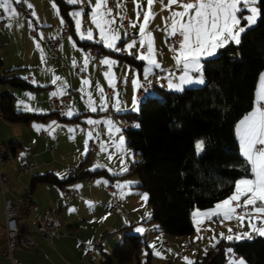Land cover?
<instances>
[{
  "label": "crops",
  "instance_id": "1",
  "mask_svg": "<svg viewBox=\"0 0 264 264\" xmlns=\"http://www.w3.org/2000/svg\"><path fill=\"white\" fill-rule=\"evenodd\" d=\"M63 1L65 2V0ZM84 2L85 8L82 9L85 14L81 17V21L82 25L86 26V29L91 28L93 30V40L91 41L80 38V34L75 29L73 18L69 16L70 11L81 9L79 4L69 5L65 2L68 5L66 16L60 10L55 0H28V3L33 5L31 10L35 12V16L32 19L26 18V21L19 18L22 16L20 9L17 5H14L19 13L18 17L12 20L6 18L4 24L0 26V35H2L0 36V105L2 96L10 94L12 96L14 111L36 115L27 122L22 120L9 121L5 117L0 119V142L4 143L7 148L2 171L6 172L12 179L9 192L3 194L0 186V264H10V259L2 255V252L6 249L4 199L11 198L15 200L21 197L26 187L30 188L31 196L29 206L26 212L21 214L19 223L21 229L35 240V245L30 250L20 248L13 250V255L19 258L22 264H102V260L106 254H110L112 249L121 242L123 235L126 234L125 232L116 233L123 226H128L132 230L129 233L139 235L140 239L143 232H136L135 229L137 227L144 229V237L141 240L146 241V245L139 249H148L147 260L151 256L150 243L159 242L161 244L162 240H168L162 233L170 236L173 240V242L171 241L172 243H185L188 241H196L197 243V240L200 239L202 241L204 238L206 240L202 244L208 247V245L211 246L212 243L220 240V234H226L229 229H237L236 231L239 233L249 232L250 228L247 219L241 225L236 219V222H234V218L224 220L222 217L217 216L212 217L216 222L213 225L214 222L212 220L204 217L202 224L205 228H200L202 225L197 226L194 224L195 231L189 236L167 234L162 231L157 222H155V225V223H152L154 221H149L150 209L146 207L145 201L142 199V194H145V191L138 186V176L135 175V177L126 179V172L123 175L119 174L122 160L124 161V165L129 169L133 163L131 161H134L136 158H134V155L128 154L130 147L127 145V142L124 144V151L122 152L115 146L113 141L118 142L119 136L123 135L122 129L124 131L127 126L135 124L130 122L127 116L121 114L131 111L132 99L135 92V85L132 83L133 79L139 78L140 83H149L152 75L158 73L156 85L151 91L157 92L155 95H158L160 88L170 90L167 87L169 78L174 83L179 82L178 77L181 75V71L177 68L173 59L174 52L165 43L168 37L165 31V18L170 14L169 10L165 7L168 0L159 8L154 7L155 10H152L155 13L154 18L148 25V31L154 37L155 58L160 67L153 68L147 80L144 79V70L147 66L146 61L136 59L133 55L142 51L139 43L136 44L133 51L130 50L133 54H129V50L116 52L103 47L101 43L97 42L99 40V31L95 29L90 20V7L95 3V0H84ZM53 3L59 8V15H57L56 9L53 8ZM144 3L145 6L143 8L147 10L146 0H144ZM133 5L136 8L135 0H123L121 8L124 11L127 9L131 10ZM120 10L114 8L113 13L115 14ZM125 13L128 15L130 26L131 16L128 12ZM162 14H164V18ZM61 19L69 23L71 34L62 37L60 43L51 48L40 38V34L43 35V38L45 36H61ZM21 20L24 37L22 43L27 50L19 47L9 52L8 43L11 44L13 39L11 36L12 29L15 26H19L18 21ZM142 21L143 16L140 17V22ZM29 22H31L32 26H29ZM8 23L12 24L11 28L6 27ZM245 23L246 21L242 22L241 26H244ZM117 27L122 37L124 29L119 20H117ZM156 27L164 29L161 38H159V35H154L155 31L150 30L156 29ZM32 29L37 30L36 36L31 35ZM137 33L138 27H130V35L123 36L121 41L117 42V46L123 48L129 42L127 39L133 35L136 36L135 39L138 41L140 37ZM156 34H159V30ZM160 41H162L163 47H165L163 53H161ZM37 42L40 44V49H37L35 46ZM145 43H147V40ZM41 56L45 58V62L43 63L41 62ZM85 56H90V60L86 70L82 71L83 75H81L76 71V66L80 67V69L83 67V58ZM105 57L116 61L111 68L113 85L117 83L120 76L123 78L112 94L106 92V86L109 85V79L104 75L108 71L107 66L104 65L105 68L103 70H100L98 67L99 61ZM129 57L131 59H128ZM74 60L76 61V65H73ZM170 73L173 74L171 77H169ZM53 74L61 77V81H58L57 85L51 84ZM191 75L195 77L199 74L192 73ZM12 77L20 78L29 85H14L7 80ZM25 77L28 79H25ZM85 78L90 81V84L83 87L85 92L92 94V100L97 107L96 112L91 111L86 95L83 99L81 98L82 93L79 89L82 87V79ZM33 80L37 83L34 84ZM62 82L67 85L66 92L69 89L72 90V97L67 101L66 110L60 112L54 107L52 102L53 96L50 94L57 91ZM193 84L185 85L184 88ZM99 88H103V94L98 90ZM28 93H31L32 98L26 95ZM18 101H24L28 106L41 111L27 112L23 111L22 108L18 109ZM117 102L118 107L121 109L120 111L116 110ZM102 103L107 104V110H110L111 113L107 112V110L100 111ZM70 109L75 113L73 116L69 117L63 114ZM88 118L98 121L110 119L116 127L121 129V132H114L109 135L105 124L88 125L86 123ZM52 121H56V125L52 126L54 131L49 134L51 129H48V126L51 125ZM127 122L128 124H126ZM33 124L45 127L37 131L33 128ZM70 128L75 129V131L69 132ZM88 131L93 132L92 139H100V143L101 141L107 142L105 145L107 152H101L99 148L98 152H91L89 150L87 156L82 155L85 151V141L87 140L88 143L91 140L86 135ZM76 137L77 141H75ZM12 147L15 149L14 152L11 150ZM21 153L24 155L21 156ZM90 154L92 155L89 157ZM109 154H111L112 159L108 158ZM125 154L126 160H124ZM87 159L88 161H86ZM24 162L36 166L29 168L24 173H19L18 168ZM76 165V169L72 168ZM96 165H102V167H96L95 171H90ZM72 170L75 171L76 178L70 177V171ZM97 170L100 172H96ZM47 172L55 174L59 179H67V181L62 184L35 182L31 185L34 176ZM113 173L117 174L114 175ZM96 181H101V183L97 184ZM104 181H107V183H104ZM125 181L134 183L130 189H124L125 194L123 197H121L120 189L117 188L118 192L114 195L105 188L107 184L116 186L117 182L123 183ZM76 185H80L81 187L76 188ZM66 186H74L78 194L71 198H65L62 188ZM115 201L120 205V210L112 211L110 210V206ZM88 202L91 203V206ZM146 202L148 203V201ZM53 206L59 207L62 225L58 233L49 239L37 231L35 217L37 214ZM69 209H75V211L70 212ZM253 222L258 224V226L264 227V224H260L258 220H254ZM134 223L142 225L137 226ZM151 225L154 228L151 229ZM198 227L200 229L199 234L197 233ZM208 233L211 236L209 240L207 239ZM98 239L102 240L101 248L93 257H85L83 249L79 247V242L88 243V241L92 242ZM195 251L197 252L195 258L192 253L188 255L190 252L184 254V258L181 257L185 261L183 264H187L188 260L194 262L202 255V252L199 254L200 248ZM131 261L128 264H131ZM227 263L229 264V261ZM118 264L120 263L118 262Z\"/></svg>",
  "mask_w": 264,
  "mask_h": 264
},
{
  "label": "trees",
  "instance_id": "2",
  "mask_svg": "<svg viewBox=\"0 0 264 264\" xmlns=\"http://www.w3.org/2000/svg\"><path fill=\"white\" fill-rule=\"evenodd\" d=\"M55 2L67 16L68 5L63 0ZM259 6L261 18L242 34L239 45L229 43L216 57L202 61L203 86L181 92L160 88L139 112L121 113L135 123L124 133L127 145L139 156L126 173L138 176V186L148 195L149 221L157 222L167 234L192 235L195 208L213 206L232 193L235 180L251 178L239 151L235 126L252 109L258 75L264 69V0ZM7 80L17 86L29 85L16 77ZM0 109L9 121L27 122L36 116L14 111L10 94L2 96ZM199 139L206 141V149L198 157L194 142ZM66 181L47 172L34 176L31 185ZM218 241L194 264H225L229 247L246 264H264V237ZM140 242L139 235L124 234L102 264L114 260L128 264L140 251Z\"/></svg>",
  "mask_w": 264,
  "mask_h": 264
},
{
  "label": "snow or ice",
  "instance_id": "3",
  "mask_svg": "<svg viewBox=\"0 0 264 264\" xmlns=\"http://www.w3.org/2000/svg\"><path fill=\"white\" fill-rule=\"evenodd\" d=\"M69 5H78L84 3V0H65ZM117 11L113 13V9L108 7L109 0H95V3L90 7V20L95 26V29L99 31L98 43H101L103 47L116 52L133 49L137 43H139L140 51L138 54H133L136 59L146 61V67L144 70V79L147 80L148 75L151 74L153 68H159L160 65L157 62L156 50L154 48V37L150 31H148L149 22L154 18L155 13L152 11V6L155 0H146L147 10H145L139 0H135L136 3V20L130 23V27L137 28V35L140 39L137 41L134 37L130 42L126 43L123 48L117 46V42L121 41L122 37L117 27V20L123 24V21L127 19L121 8L123 0H114ZM26 4L27 8L31 9L33 5L28 3V0H0V20L7 18L12 20L18 17L14 5ZM176 6L178 10H174L172 6ZM260 0H168L165 7L169 10V16L165 18V31L170 38V50L174 52L173 59L178 69L181 71L179 75L178 83H174L170 78L168 80L167 87L170 90L181 92L184 90V86L188 84H201L205 83L203 78V64L202 61L209 58L216 57L219 50L225 48L229 43L239 45L241 43V36L248 29L257 23L261 18L262 11ZM53 8L56 9L57 15L60 10L53 3ZM84 10H74L69 12L75 23V29L80 34L81 39L93 40V30L91 28L83 30L81 17L84 15ZM35 16V12L31 13ZM143 16V21L140 22V17ZM247 23L241 26L242 22ZM60 23L63 25L64 20L61 19ZM29 26L31 22H29ZM6 27L11 28L12 24H6ZM130 34L125 29L124 36ZM40 38L43 39V35L40 34ZM172 38H175L174 43ZM71 39V37H69ZM147 40V43L145 41ZM36 48L40 49V44L36 43ZM90 60V56L83 58V67L81 71H85ZM41 62H45V58L41 56ZM100 63L107 66L108 71L104 73L105 77L109 79V86L113 87V74L111 72L112 66L116 61L110 58H103ZM73 65H76V61H73ZM197 73L199 75L193 77L191 74ZM173 74H169L171 77ZM25 79H28L25 77ZM61 81V77L53 74L51 78V84L57 85V82ZM37 83L35 80L32 81ZM132 83L135 85V92H141V95L137 96L134 92L131 111L139 112L143 103L151 102L152 94L149 88L142 85L139 78L133 79ZM90 81L88 79H82V87L79 89L82 93V99L86 95L88 97V105L92 112L97 111L92 100V94L85 92L83 86H88ZM151 84V81H149ZM67 85L61 83L57 91L52 92L50 95L53 97L66 95ZM103 94V88L98 89ZM29 98H32L31 93L26 94ZM18 109L22 108L23 111H41L34 109L24 101H18ZM107 104L102 103L100 105V111H106ZM116 110L120 111L118 102ZM69 117L75 113L70 109L66 113H63ZM88 125L105 124L109 135L116 132H121L119 127H116L112 120L98 121L92 118L86 120ZM53 125H56V121H52L48 129H51L49 134L54 131ZM139 127V124L135 125ZM45 126L33 124V128L40 131ZM46 129V130H48ZM75 129H69V132H74ZM236 136L239 140L241 152L245 158L247 170L251 173V178L242 177L233 182L234 188L232 193L223 200L218 201L212 208L201 210L199 208L192 211L191 216L194 224H199L201 221L198 217H205L211 219L212 217H222L224 220H230L235 218L241 225L245 219L249 222V232L232 234V229H229V235L225 236L224 233L220 234L221 239L227 241H240L242 239H252V233H256L259 236L264 237V227L258 226L254 223V220H258L260 224H264V73H261L258 80V87L255 92L254 106L236 125ZM88 139H92L93 132L88 131L86 133ZM106 141H101L100 151L107 152ZM115 146L124 151L125 139L123 135L119 136L118 142L113 141ZM206 149V141L199 139L194 142V153L196 156H200ZM89 152L87 140L85 141V151L82 155L87 156ZM131 155V153H128ZM24 154L21 153V156ZM112 159L111 154L108 156ZM96 167H102V165H96L90 171H95ZM109 171H111L109 169ZM128 171V168L124 165V161H121L120 175H123ZM114 175L117 173H113ZM97 184L101 181H96ZM107 183V181H104ZM134 182L125 181L123 183L117 182L116 187L121 190V197H123L124 189H130ZM76 188L81 187L76 185ZM142 199L146 202L148 195L142 194ZM91 206V203L88 202ZM251 206V207H249ZM239 209V211H238ZM69 211H75V209H69ZM136 232H143L142 227H137ZM197 231H200L198 228ZM215 239V237H213ZM219 241H217L218 243ZM91 244V241H88ZM215 247V244L212 245ZM227 253L232 254L233 249L229 247ZM159 255V253H156ZM207 254V249H205ZM187 260V258H185ZM187 264H194L193 261L188 260ZM229 264H246L243 257H236L235 255L229 260Z\"/></svg>",
  "mask_w": 264,
  "mask_h": 264
},
{
  "label": "built area",
  "instance_id": "4",
  "mask_svg": "<svg viewBox=\"0 0 264 264\" xmlns=\"http://www.w3.org/2000/svg\"><path fill=\"white\" fill-rule=\"evenodd\" d=\"M21 11V14L25 18L32 19L33 16L31 15L32 10L27 8L25 4H20L17 5ZM81 8H85V2L82 4H79ZM108 7L114 9L116 8L114 0H109ZM127 19L123 21V29L128 31L130 34V26H129V18L127 13L123 12ZM0 15H3L2 12H0ZM6 21V18L3 20H0V26L4 24ZM121 23V22H120ZM83 29L86 30V26L83 25ZM31 35L36 36L37 35V30L32 29L31 30ZM71 34L70 30V25L66 21L61 27V36H45L43 38L44 43L47 44L49 47L54 48L57 46L62 37L69 36ZM170 38L169 36L167 37L165 43L166 46L170 48ZM175 38H172V42L174 43ZM98 67L100 70H103L105 67L103 64L100 63L98 64ZM76 71L83 75V72L80 70V67L76 66ZM157 75L158 73H154L151 77V84L149 83H141L145 87L149 88L150 92L152 91L153 87L156 85V80H157ZM123 80L122 76L119 77L117 83L113 86L110 87L109 85L106 86V92L108 94L114 93L116 86L121 83ZM143 90L141 89V92ZM141 92H136V95L139 96L141 95ZM66 95L59 96V97H53L52 102L54 107L56 108L57 111L63 112L67 108V101H69L72 97V90L69 89ZM107 112H110V110H107ZM3 118V112L0 110V119ZM88 148L91 152H98L100 148V139H91L88 141ZM7 153V148L6 145L2 142H0V186H1V192L3 194L7 193L10 191V187L12 185V179L11 177L4 171H2V166L5 161ZM36 165H32L28 162L22 163L18 170L19 173H24L27 171L29 168H33ZM75 171H70V176L74 175ZM106 190L109 192L113 193L114 195L117 194L118 189L115 185L113 184H107L105 186ZM63 196L65 198H71L74 197L78 194L77 189L74 186L70 187H63L62 188ZM31 196L30 188L26 187L24 189V194L17 198V199H11V198H5L4 199V210H5V226H4V231H5V237H6V249L2 252V255L6 258L10 259V264H22L20 259L15 257L13 255V250L15 248H20L23 250H30L34 245H35V240L27 233L24 232L19 223V219L21 214L25 213L28 206H29V199ZM251 207V206H249ZM110 210L116 211L120 210V205L115 201L111 204ZM239 211V209H238ZM36 219V229L39 231L45 238H52L55 234L58 233V231L61 229V220H60V210L58 206H53L49 208L48 210L39 213L35 217ZM237 232H232V234H235ZM229 232H226L225 236L229 235ZM253 237H256V233H252ZM244 240V239H242ZM236 241V240H233ZM162 246L164 248H170L172 246L177 247L178 249H188V250H197L200 247L197 245V243L188 241L185 243H172L168 240H162ZM102 245V240L98 239L95 241H92L91 244H88L86 242L80 241L79 242V247L83 249V255L85 257H93L96 252L101 248ZM146 245V241H141L139 243V248H143ZM211 246L206 247L205 249L210 248ZM236 255L234 252L232 254H229L226 252V260L225 264L232 258V256Z\"/></svg>",
  "mask_w": 264,
  "mask_h": 264
},
{
  "label": "rangeland",
  "instance_id": "5",
  "mask_svg": "<svg viewBox=\"0 0 264 264\" xmlns=\"http://www.w3.org/2000/svg\"><path fill=\"white\" fill-rule=\"evenodd\" d=\"M134 1V0H133ZM164 2H166V0H155V3L153 4V6H152V10L154 11L155 10V6H156V8H159ZM139 3L141 4V6L142 7H144L145 6V3H144V0H139ZM157 3H158V5H157ZM154 8V9H153ZM127 9V8H126ZM173 9L174 10H178L177 8H176V6H174L173 7ZM136 11H137V9L135 8V5H133V8L131 9V10H126V11H124L123 10V12H128L129 14H130V16H131V21H130V23L131 22H133V21H135L136 20ZM21 12V11H20ZM163 13H168V12H163ZM22 15V14H21ZM162 17L164 18L165 16H164V14H162ZM19 18H22L23 20H25L26 18H24L23 16H20ZM26 21V20H25ZM247 23V22H246ZM245 23V24H246ZM18 24H19V26H15L12 30V32H11V36H12V43L11 44H9L8 43V51L10 52V50L11 51H13V49L14 48H19V47H22V49L23 50H27L26 49V47L24 46V44L22 43V41L24 40V37H23V29L21 28V27H23L22 26V20L21 21H18ZM254 26V25H253ZM1 28V27H0ZM151 31H155V34L154 35H159V38H161L162 36H163V30L164 29H161V27H156V29L155 28H153V29H150ZM159 30V34H156V32ZM0 36H2V35H0ZM123 36H124V31H123ZM122 36V37H123ZM124 37H126V36H124ZM136 38V36H132L131 38ZM131 38H129V39H127L129 42H130V40H131ZM127 41V42H128ZM14 42H15V44H14ZM159 45H160V48H161V53H163L164 52V50H165V47H163V43H162V41H160L159 42ZM132 51L134 50V48L133 49H131ZM168 52H170V51H168ZM171 53V52H170ZM261 73H264V69L259 73V75H258V79H257V84H256V89H257V87H258V80H259V76H260V74ZM204 78V77H203ZM200 86H203V85H201V84H193V85H189V86H187V87H185V88H189V87H200ZM256 89H255V92H256ZM157 92H151V94H152V96H154L155 94H156ZM254 100H255V94H254ZM253 106H254V104H253ZM241 120V119H240ZM239 120V121H240ZM238 121V122H239ZM126 124H128V122L126 123ZM236 124H238V123H236ZM126 127V126H125ZM235 129H236V126H235ZM122 133H123V137H124V139H125V143H126V136H125V133H124V131H123V129H122ZM235 135H236V131H235ZM236 139H237V141H238V144H239V140H238V138H237V136H236ZM75 141H77V137L75 138ZM239 151H240V154H241V156L243 157V155H242V152H241V147H240V144H239ZM129 152L131 153V155H134V158H136V159H138L139 160V156H137L134 152H133V150H131L130 148H129ZM92 154H90L89 155V157L91 156ZM244 158V157H243ZM135 159V160H136ZM245 159V158H244ZM124 160H126V154H125V156H124ZM134 160V161H135ZM71 162H72V160H70ZM86 161H88V159L86 160ZM133 160L131 161V162H134ZM76 167H77V165L75 166V167H72V168H74V169H76ZM130 168V167H129ZM129 170V169H128ZM125 175H127L126 176V179H128V178H131V177H135V175L136 174H127V173H125ZM145 191V190H144ZM144 193H146V191L144 192ZM140 200H141V198H140ZM145 205H146V207L148 208L149 207V209H150V211H149V214H151V208H150V206L148 205V203L147 202H145ZM209 208V207H208ZM195 209H197V208H195ZM194 209V210H195ZM201 210H204V209H201ZM115 213V212H114ZM150 216V215H149ZM197 219H199L200 221H201V223H199V224H196L197 226H199V225H202L200 228H205V226L202 224V222H204V217H198ZM210 220H212L214 223H213V225H215L216 224V222L211 218ZM211 221V222H212ZM234 222H236V220H235V218H234V220H233ZM153 224L155 223V222H152ZM137 224V226H139V225H142V224H138V223H134V225H136ZM158 224V223H157ZM155 225H156V223H155ZM150 227V226H149ZM152 228H154L153 227V225H151V229ZM199 228V227H198ZM237 229H232V232H237V233H239L238 231H236ZM153 231V230H152ZM129 233V232H132V230H130L129 228H128V226L127 227H121L119 230H117L116 231V233ZM197 233L199 234V231H197ZM162 235L163 236H165V238H167L170 242L172 241L173 242V240L170 238V236H166L165 234H163L162 233ZM141 239H143V237H144V231H143V233H141ZM140 239V240H141ZM207 239L209 240V239H211V236L209 235V233H208V235H207ZM204 240H206V239H202V241L199 239V240H197V245L200 247V251H199V254H201V252H202V254H203V252H204V250H205V248H206V246L207 245H205V244H202L203 242H204ZM141 241H144V240H141ZM192 242H195L196 243V241H192ZM212 244H214V243H212ZM212 244H211V246H212ZM209 246V245H208ZM149 249L151 250V256H150V258H149V260H147V252H148V249L147 248H145V249H142V250H140L139 252H138V256L137 257H133V260L131 261V264H137V262H139V264H183V262H185V261H183V258L185 257L184 256V254H186V253H189L190 252V254H188V255H191V253H192V255H194L193 257L195 258V256H196V254H197V252L194 250V251H188V250H183V249H177L175 246H172L170 249L169 248H164V247H162L161 246V244L159 243V242H152V243H150L149 244ZM156 253H159V255H157ZM202 256V255H201ZM181 257H183V258H181ZM194 258H193V260H194ZM113 264H118V262H113ZM228 264V263H227Z\"/></svg>",
  "mask_w": 264,
  "mask_h": 264
}]
</instances>
